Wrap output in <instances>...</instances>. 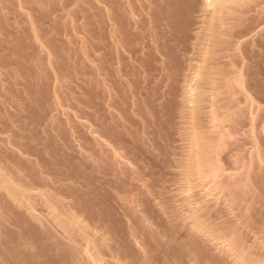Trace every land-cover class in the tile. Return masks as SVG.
Returning a JSON list of instances; mask_svg holds the SVG:
<instances>
[{
  "label": "rangeland",
  "instance_id": "1",
  "mask_svg": "<svg viewBox=\"0 0 264 264\" xmlns=\"http://www.w3.org/2000/svg\"><path fill=\"white\" fill-rule=\"evenodd\" d=\"M151 1L0 0V264H264V0L209 60L201 0Z\"/></svg>",
  "mask_w": 264,
  "mask_h": 264
},
{
  "label": "bare ground",
  "instance_id": "2",
  "mask_svg": "<svg viewBox=\"0 0 264 264\" xmlns=\"http://www.w3.org/2000/svg\"><path fill=\"white\" fill-rule=\"evenodd\" d=\"M136 1V0H135ZM151 1V0H150ZM154 1V0H153ZM188 1H190V0H188ZM191 1H195V0H191ZM238 1L239 0H212V2H213V9H211V10H209L208 9V6H209V8H210V6H212V4L210 5L209 3H208V1L207 0H201V8L199 7V5L197 6V8L199 7L200 9H199V12H201V14H202V16L204 17V19L206 20L205 21V23L207 22V24H206V26H208L207 27V31H206V33H205V36L207 37V39L209 40V46L206 44V43H204V44H206L207 46H208V48H206V50L204 51L205 52V56H207V60H209L211 57L212 58H214V56L216 55V52H215V49H214V47H215V45H217V46H222V45H228L227 47H230L229 46V44L228 43H230V38L227 36V32H226V30H228V28H230V26H232V25H234L233 27H235L236 25H238V24H242L241 23V21H242V18L244 17L243 16V13H245V12H242L243 10H242V8L244 7H239L238 5H237V3H238ZM256 1H258V0H256ZM262 1V0H261ZM260 1V2H261ZM132 2V1H131ZM130 2V3H131ZM148 2H149V0H148ZM152 2V1H151ZM178 2V1H177ZM242 4L241 5H246V6H250V5H256V3H255V0H242ZM197 3V2H196ZM258 3V2H257ZM132 4V3H131ZM194 4V3H193ZM199 4V3H198ZM264 4V3H263ZM261 5V4H260ZM262 7H264V5H261ZM251 7H253V6H251ZM173 8V7H172ZM186 8V7H185ZM212 8V7H211ZM259 8H260V6H259ZM259 8H257V9H259ZM133 9V8H132ZM192 10H195V11H193V12H195L196 13V9H192ZM246 10V9H245ZM248 10V9H247ZM261 10V9H260ZM254 11V10H253ZM252 11V12H253ZM257 11H259V10H257ZM249 12V11H248ZM247 12V13H248ZM188 13V12H187ZM192 13V12H191ZM246 13V14H247ZM261 14H262V12H260ZM260 13L258 14V15H260ZM190 14V13H189ZM200 14V13H199ZM200 14V15H201ZM253 14H255L256 15V13H253ZM187 15V14H186ZM192 15V14H191ZM250 15V14H249ZM252 15V14H251ZM250 15V16H251ZM195 16V15H194ZM194 16H192V18H194ZM201 16V17H202ZM197 17H198V15H197ZM256 17V16H255ZM260 17H261V15H260ZM263 17H264V15H263ZM185 18V17H184ZM183 18V19H184ZM191 18V19H192ZM256 18H258V17H256ZM202 19V18H201ZM246 19V18H245ZM194 20V19H193ZM198 21H199V19H197ZM244 20V19H243ZM200 22V21H199ZM202 22V21H201ZM197 23V22H196ZM260 23L261 22H255V23H253V24H251V26L250 27H248V29L244 32V34L242 35V36H240V38L241 37H245V36H247L248 34H251V33H253L254 32V30L257 28V27H262V26H259L260 25ZM198 24V23H197ZM205 25V24H204ZM246 25L248 26V24L246 23ZM200 26V25H199ZM203 26V25H202ZM239 26V25H238ZM237 27V26H236ZM197 28V27H196ZM200 28V27H199ZM203 28H204V26H203ZM239 28H241V27H239ZM239 28H237V29H239ZM205 29V28H204ZM203 29V30H204ZM261 29H264V28H257V30H255V33H259V31H261ZM197 30V29H196ZM195 30V31H196ZM242 30V29H241ZM200 32H201V30H199ZM232 31V30H231ZM195 34H196V32H195ZM198 34V33H197ZM200 34V33H199ZM198 34V36H200ZM203 34V33H202ZM232 34V33H231ZM255 35V34H254ZM194 38V37H193ZM196 38V37H195ZM200 38V37H199ZM202 38V37H201ZM203 38H204V36H203ZM235 38V37H234ZM233 38V39H234ZM240 38H239V40H240ZM243 38H241L242 40H243ZM196 39H198V38H196ZM204 39H206V38H204ZM203 39V40H204ZM233 39H232V42H233ZM253 39V38H252ZM195 40V39H194ZM200 41H202L201 39H199ZM207 40V41H208ZM236 40V39H235ZM198 41V40H197ZM241 41V40H240ZM204 42H205V40H204ZM236 42H237V40H236ZM195 43V42H194ZM241 43V42H240ZM201 44V43H200ZM203 44V45H204ZM239 44V43H238ZM241 44H243V42L241 43ZM240 44V45H241ZM193 45V44H192ZM198 45V44H197ZM205 45V46H206ZM230 45H231V43H230ZM233 45V44H232ZM235 45V44H234ZM240 45H238V46H240ZM198 46H201V45H198ZM205 46L203 47V48H205ZM236 46V45H235ZM194 47V46H193ZM195 47H196V45H195ZM194 47V48H195ZM222 47H224V46H222ZM242 47V46H241ZM203 48H201L200 50H202ZM216 48V47H215ZM225 48V47H224ZM233 48V47H232ZM227 49V48H226ZM235 50H236V48H235ZM221 51V50H220ZM219 51V52H220ZM223 52V51H222ZM235 52V51H234ZM201 53H202V51H201ZM204 54V53H203ZM202 54V55H203ZM221 54V53H220ZM218 55V54H217ZM216 55V56H217ZM203 57V56H202ZM219 57V56H218ZM207 62V61H206ZM223 73V72H222ZM238 73V72H237ZM221 74V73H220ZM235 74H236V72H235ZM234 74V75H235ZM239 75V74H238ZM241 75V74H240ZM242 79V78H241ZM241 79H239V78H236L235 80H233L234 81V83L236 84V85H238L239 86V84H240V82H239V80H241ZM231 83H233L232 81H231ZM233 83V85H235ZM243 84V83H242ZM226 85V84H225ZM227 86V85H226ZM228 86H230V84L228 85ZM242 87V86H241ZM212 88H214L215 89V87H212ZM219 88V87H218ZM220 89V88H219ZM214 92V97L215 96H218V95H220L219 94V90L218 89H215V90H213ZM201 91H199V90H196V96H195V102L198 104H200V102H202L201 101V99H203V98H201ZM213 97V96H212ZM219 98V97H218ZM213 100H218V99H214L213 98ZM221 101H223L222 99H221ZM221 101H220V103H221ZM214 104V103H213ZM215 105V104H214ZM215 108V107H214ZM213 111V110H212ZM195 125V124H194ZM196 126H197V124H196ZM200 127V126H199ZM201 131V129L200 130H198V128L197 127H195L194 126V128L192 129V140L190 141L191 142V145H193V148H195V149H193V152H194V150H195V152L193 153V156L195 157V158H198V160H200L199 161V164H198V166L200 165L201 167V171L203 172V174L206 176V177H208V175L210 176V175H214V171L216 170V168L214 167V165L212 164V161H211V156H212V153H214V150H213V146H212V142H210V143H208V144H205V143H203V139L201 140L200 139V132ZM218 137H219V135H218ZM206 140V139H205ZM216 140H218V139H216ZM220 140V139H219ZM213 141H214V139H213ZM216 142V141H215ZM218 143V142H217ZM210 144V145H209ZM214 145H216V143L214 144ZM206 158L208 159V160H206ZM215 168V169H214ZM218 171H219V169H218ZM220 189V188H219ZM221 189H223V188H221ZM225 189V188H224ZM227 189V188H226ZM224 191V190H223ZM233 192V191H232ZM231 192V193H232ZM229 193V192H228ZM241 195V194H240ZM228 197V196H227ZM230 198V197H229ZM240 198V197H239ZM236 201V200H235ZM52 211H51V216H52V218L51 219H53V221H54V224L55 225H57V226H59L60 227V229H63V231L64 232H66L67 234L70 232V229H69V227L67 228V226H71V225H67V224H71L72 222H74V223H78L76 220H74L73 218L71 219V218H69V216H68V214H66V213H63L62 211H61V209H59L58 207H54L53 209H51ZM71 227H73L74 228V226H71ZM231 231V230H230ZM234 231V230H233ZM237 231V230H236ZM84 234V233H83ZM229 234V233H228ZM234 234V233H233ZM235 234H237V233H235ZM230 235V234H229ZM229 235L227 236V237H229ZM242 235V234H241ZM86 236V235H85ZM224 236H226V234L224 235ZM233 237V236H232ZM239 237V236H238ZM234 238V237H233ZM227 240V239H226ZM232 240V239H231ZM230 239H229V241H230V244H228V245H230L229 247L231 248V249H233L234 251L235 250H237V252H239L238 254H235V255H240L239 256V259L241 258H244V257H242V256H245L246 254V252L249 250H247L245 253H244V255H243V253L241 252V250H242V248H241V250L240 249H237L235 246H234V244L232 243V241H231ZM235 241V240H234ZM229 243V242H228ZM88 244H90V243H88ZM91 244H93V243H91ZM100 244V243H99ZM226 244V243H225ZM98 245V244H97ZM104 245V244H103ZM225 246H227V245H225ZM238 246V245H237ZM240 246V245H239ZM88 247L90 248L91 247V249H93V251L94 250H96V247L97 246H94V245H88ZM106 247V246H105ZM241 247V246H240ZM98 248V247H97ZM100 248V247H99ZM191 248V247H190ZM239 248V247H238ZM244 249V248H243ZM69 250V249H68ZM232 250V251H233ZM245 250H246V248H245ZM225 251V250H224ZM229 251V250H228ZM242 251H244V250H242ZM69 252V251H68ZM95 252V251H94ZM236 252V251H235ZM69 253H71V252H69ZM191 253V252H190ZM242 255H241V254ZM94 254H97V252H95ZM94 254L92 255L93 257H95L96 258V256H94ZM193 254V253H192ZM234 254V253H233ZM253 254V253H252ZM190 255L191 254H189V257H190ZM208 255V254H207ZM191 257H192V255H191ZM250 257V256H249ZM193 258V257H192ZM202 258V257H201ZM205 258V257H204ZM96 259H98V258H96ZM208 258H206V260H207ZM240 259V260H241ZM247 260H249L248 258H246ZM246 259H244V260H246ZM190 260H191V258H190ZM243 260V261H244ZM247 260H246V262H247ZM195 261V260H194ZM237 261V260H236ZM251 261V260H250ZM264 261V260H263ZM240 261H238V263H239ZM245 262V263H246ZM261 262V261H260ZM99 263V262H98ZM241 263V262H240ZM262 263H264V262H262ZM237 264V263H236ZM261 264V263H260Z\"/></svg>",
  "mask_w": 264,
  "mask_h": 264
}]
</instances>
